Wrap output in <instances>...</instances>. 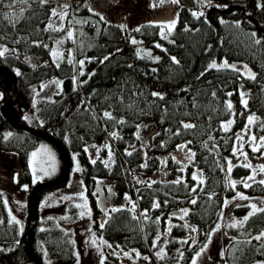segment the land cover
Here are the masks:
<instances>
[{"label":"trees","instance_id":"1","mask_svg":"<svg viewBox=\"0 0 264 264\" xmlns=\"http://www.w3.org/2000/svg\"><path fill=\"white\" fill-rule=\"evenodd\" d=\"M92 1L0 0V48L8 51L0 55V66L16 77L7 92L0 87V101L23 99L29 112L20 122L48 132L75 155L87 196L97 184L107 185L114 206L95 228L109 246L104 264H188L224 199L233 195L227 177L240 180L250 171L234 163L226 173L221 165L233 156L236 133L252 117V137L264 136V5H173V25L160 46L162 22L150 21L149 8L136 14L131 7L128 13L121 4L125 8L114 20H103ZM62 13L93 35L78 62L64 56L55 63L50 57L49 42L62 35L54 26ZM132 41L151 45L157 59L138 55ZM225 61L245 64L253 75L210 67ZM47 83L57 85L55 93L31 107L33 92ZM38 140L0 120V149L16 152L25 170ZM56 187L41 190L37 202ZM92 209L99 212L94 203ZM246 213V206L232 209L236 223L226 226L228 242L209 264L264 260V211ZM36 223L32 250L41 262L44 253L52 264H71L68 229L54 221L39 229ZM0 264H31L1 189Z\"/></svg>","mask_w":264,"mask_h":264},{"label":"rangeland","instance_id":"2","mask_svg":"<svg viewBox=\"0 0 264 264\" xmlns=\"http://www.w3.org/2000/svg\"><path fill=\"white\" fill-rule=\"evenodd\" d=\"M157 1L159 0H116L115 4L121 3L128 8L132 7L137 14L150 7H155ZM258 1L261 5H264V0ZM170 2L174 6H191L190 0H175V2L170 0ZM211 3L220 4L221 1L206 0V4ZM121 4H119L120 7L117 9L111 8L114 19L117 17L115 12H121L125 8ZM91 9L94 10V6H91ZM97 12L98 16L104 20V13ZM55 19L58 21L55 22L54 26L62 29V35L49 42L48 47L52 61L57 63L62 57L66 56L69 61L75 62L76 60L78 62L79 52L86 47L89 41L93 40V35L87 33L82 24L76 22L70 14L65 15V13H62L59 18ZM121 23L123 24V22ZM172 25V20H167L163 21L159 26L158 44L160 46L163 42H167V31L165 30L170 29ZM132 43L138 55L146 56L153 60L157 59L159 53L151 45L138 44L139 46H137L133 41ZM6 52H8L6 48H0V53L4 54ZM224 63L217 62L215 64L218 65L216 67H224ZM227 65L228 67L226 68L237 70L244 77L253 75L251 68L245 64L227 63ZM55 89H57L55 83L40 85L33 92V100L28 102L29 105L32 107L37 99L42 96L52 95L55 93ZM1 98L2 91L0 90V100ZM23 115L25 114L23 113ZM224 125L227 127L226 124ZM236 136L231 147L233 156H226L224 158L225 163L222 161L221 165L224 167L223 170L226 169V173L230 172L234 163H239L250 171L240 180H233L231 176L227 177V179H231L233 195L224 199V203L218 210L213 225L208 229L206 238L193 252L188 264H193V261H195V264H209L212 260L214 261V258L219 259L223 244L228 242L229 239L225 235V228L236 223L235 216L232 215L234 207L246 206L247 213L245 215L247 217L257 212H253L252 205H256L258 208L264 206V184L260 183L261 180H264V171H261V169H264V136L258 139L252 137L249 118L244 121ZM70 156L71 166L68 181L59 187L45 191L37 202V223L35 228L41 229L47 226L48 221H54L62 227L65 226L70 233L75 256V261L71 264H79L81 257L86 259L89 264H104L103 254L109 249V246L94 231V225L97 222V212L93 214L92 208L88 210L85 207V204H88L89 196L83 190L84 187L80 180L75 155L70 154ZM58 165L59 162L55 150L41 139L28 153L26 170L19 162L16 152L0 149V189L3 201L8 211L9 219L14 221L22 232L25 225L26 196L30 187L37 181L55 176L59 169ZM24 172L29 173L28 178L22 175ZM253 187L256 188L254 189ZM241 197H247V199H242ZM70 212L71 215L72 212L74 213L73 218ZM41 254L43 264H52L44 257V253ZM248 264H264V260H256Z\"/></svg>","mask_w":264,"mask_h":264},{"label":"water","instance_id":"3","mask_svg":"<svg viewBox=\"0 0 264 264\" xmlns=\"http://www.w3.org/2000/svg\"><path fill=\"white\" fill-rule=\"evenodd\" d=\"M9 81L15 84V74L6 67L0 66V87L4 92L8 90ZM23 100V99H21ZM29 112V106L23 101L16 103L8 96L0 101V120L8 127L14 130H21L32 137L47 142L55 150L60 163L57 174L47 180L35 182L29 189L26 196V215L23 230L24 250L31 264H42L41 260L32 250L33 228L30 224L37 220V199L41 190L56 187L67 181L71 166V159L66 148L48 132L30 127L20 122L23 113Z\"/></svg>","mask_w":264,"mask_h":264},{"label":"flooded vegetation","instance_id":"4","mask_svg":"<svg viewBox=\"0 0 264 264\" xmlns=\"http://www.w3.org/2000/svg\"><path fill=\"white\" fill-rule=\"evenodd\" d=\"M116 0H93L92 3L95 5L96 9L99 10L101 13H104L109 19H114L113 14L111 12V8H116L119 6L121 3H116ZM166 3V4H165ZM170 2V0H159L156 2L155 7H150L147 16L150 17V21H167V20H172L173 16L176 15V10L177 8L173 7V4ZM131 9H126L128 13H131ZM146 10V9H145ZM144 10V11H145ZM142 11V13L144 12ZM117 14V12H115ZM110 14V15H109ZM109 15V16H108ZM120 16V14H119ZM120 18L118 17V19ZM19 101V100H18ZM20 102V101H19ZM17 102V103H19ZM26 104V103H25ZM27 106V104H26ZM69 177V176H68ZM68 181V179H67ZM66 181V182H67ZM64 182L63 184H65ZM84 190V189H83ZM92 196L89 197L88 204H85V207L89 210L92 208L93 203L97 205L99 212L96 213V224L94 225V231L99 224V222L102 220V217L107 214V210L111 207L114 206L113 204V196L110 193V190H108L106 184H97L95 186V189L93 191ZM264 200V198H263ZM94 201V202H93ZM113 204V205H112ZM93 213V214H95ZM75 261V258H74ZM79 264H89L86 259L80 258Z\"/></svg>","mask_w":264,"mask_h":264},{"label":"snow or ice","instance_id":"5","mask_svg":"<svg viewBox=\"0 0 264 264\" xmlns=\"http://www.w3.org/2000/svg\"><path fill=\"white\" fill-rule=\"evenodd\" d=\"M174 2H175V0H174ZM69 35H71V33H69ZM260 41H257V43H259ZM3 53H0V55H2ZM82 63V62H81ZM224 67H228V65H227V62L225 61V63H224V65H223ZM210 67H212V68H215L216 67V64L215 63H213L212 65H210ZM234 67V66H233ZM153 95H158V94H156V93H153ZM246 103V102H245ZM229 108H231V104H229ZM105 115L106 116H109V118H111L110 117V114H108V113H105ZM251 121H252V117H249V122L251 123ZM184 127L185 128H191V127H194V125H191V124H185L184 125ZM181 148H183V147H185L184 145H181L180 146ZM33 155H35V153H33ZM94 162V161H93ZM229 164H231V162H229ZM261 171H264V169H261ZM194 179H195V177H193ZM250 179H252V177H250ZM260 183L261 184H264V180H261L260 181ZM242 199H247V197H241ZM193 203H195V201H192ZM252 209H253V212H255V211H264V206H261V207H257L256 205H252ZM262 235H264V234H262ZM261 237H255V239H260ZM193 264H195V261H193Z\"/></svg>","mask_w":264,"mask_h":264}]
</instances>
